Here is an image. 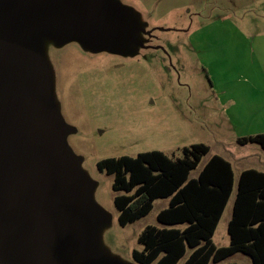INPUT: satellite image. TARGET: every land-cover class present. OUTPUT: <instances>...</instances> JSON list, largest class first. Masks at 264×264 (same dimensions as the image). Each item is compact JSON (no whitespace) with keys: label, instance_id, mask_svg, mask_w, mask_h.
Instances as JSON below:
<instances>
[{"label":"rangeland","instance_id":"1","mask_svg":"<svg viewBox=\"0 0 264 264\" xmlns=\"http://www.w3.org/2000/svg\"><path fill=\"white\" fill-rule=\"evenodd\" d=\"M141 27V46L121 54L92 53L77 42L63 47L40 40L53 71L55 104L69 132L65 145L92 183L90 201L101 211L94 252L105 263L138 264L139 236L163 227L157 200L145 218L120 226L114 176L98 170L107 158L161 151L182 158L195 144L210 147L191 178L211 156L229 160L237 174L264 171V150L237 140L264 131V0H116ZM135 36V34H134ZM236 190L213 241L230 244L228 224ZM188 255L178 264H185ZM253 264L238 253L220 264ZM217 264V263H210Z\"/></svg>","mask_w":264,"mask_h":264},{"label":"water","instance_id":"2","mask_svg":"<svg viewBox=\"0 0 264 264\" xmlns=\"http://www.w3.org/2000/svg\"><path fill=\"white\" fill-rule=\"evenodd\" d=\"M129 18L116 0H0V264H118L94 252L102 213L65 145L39 41L121 54L143 45Z\"/></svg>","mask_w":264,"mask_h":264},{"label":"trees","instance_id":"3","mask_svg":"<svg viewBox=\"0 0 264 264\" xmlns=\"http://www.w3.org/2000/svg\"><path fill=\"white\" fill-rule=\"evenodd\" d=\"M237 142L257 144L264 150V134ZM209 153V146L195 144L183 149L182 158L155 150L97 164L100 172L114 176L120 226L147 217L157 200L169 201L157 217L163 227L148 226L139 236L142 249L132 254L136 263L178 264L188 255L185 264H220L242 253L253 264H264V172L248 169L241 173L228 224L230 244L218 247L213 238L234 193L235 175L228 160L214 155L197 178H191Z\"/></svg>","mask_w":264,"mask_h":264},{"label":"crops","instance_id":"4","mask_svg":"<svg viewBox=\"0 0 264 264\" xmlns=\"http://www.w3.org/2000/svg\"><path fill=\"white\" fill-rule=\"evenodd\" d=\"M263 111H264V110H263ZM258 134H264V131H261V132L256 133V134H250L249 136H254V135H258ZM246 137H247V136H246ZM211 157H212V156H211ZM211 157H210V158H211ZM208 161H209V160H208ZM208 161H207V162H208ZM228 161H229V160H228ZM229 162H230V161H229ZM230 163H231V162H230ZM231 164H232V163H231ZM204 166H205V165H204ZM204 166H203V167H204ZM232 166H233V164H232ZM202 169H203V168H202ZM202 169H201V170H202ZM250 169H252V168H250ZM201 170H200V171H201ZM233 170H234V167H233ZM246 170H248V169H246ZM200 171H199V172H200ZM243 171H245V170H243ZM243 171H241V172L239 173V175L237 176V174H236V172H235V170H234V175H235V189H237V186H238V179H239V177H240V175H241V173H242ZM262 172H264V171H262ZM191 174H192V173H191ZM198 174H199V173H198ZM235 189H234V190H235ZM236 191H237V190H236ZM218 226H219V225H218ZM216 231H217V230H216ZM215 233H216V232H215ZM214 235H215V234H214Z\"/></svg>","mask_w":264,"mask_h":264}]
</instances>
